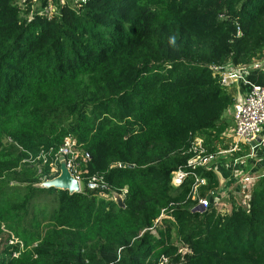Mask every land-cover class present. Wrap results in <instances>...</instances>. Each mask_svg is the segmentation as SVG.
Wrapping results in <instances>:
<instances>
[{"label":"trees","instance_id":"trees-1","mask_svg":"<svg viewBox=\"0 0 264 264\" xmlns=\"http://www.w3.org/2000/svg\"><path fill=\"white\" fill-rule=\"evenodd\" d=\"M34 1L0 0V237L24 245L0 264H264V175L228 213L194 212L193 176L172 185L195 139L228 127L211 67L264 59V0ZM69 137L83 192L41 188L59 174L29 158ZM216 172L197 170L201 198ZM43 195L49 212L32 209Z\"/></svg>","mask_w":264,"mask_h":264},{"label":"built area","instance_id":"built-area-1","mask_svg":"<svg viewBox=\"0 0 264 264\" xmlns=\"http://www.w3.org/2000/svg\"><path fill=\"white\" fill-rule=\"evenodd\" d=\"M75 5L82 7L87 3V0H73ZM64 3V1L62 2ZM53 8V7H52ZM56 9L54 8L52 12ZM49 12V11H48ZM49 12V13H52ZM214 76L220 79L221 85L225 88H231L237 83H243L248 86V92L239 100L234 103V144L229 151L225 153H240L242 151L241 146L244 144L251 145L257 143L260 139V135L264 129V86L252 84L247 80L248 72L254 71H264V59L255 60L252 64L248 66H212ZM190 158L188 163L183 168H180L173 173L172 185L176 188L181 187L185 180L190 176L195 178V185L192 192V198L194 201H198V206L204 209V212L209 211L211 202L210 199L214 197V202L222 198L218 195V192L212 194L211 198H201L200 192L201 188L207 185V180L200 178L197 175V170L206 169L208 171L215 170L219 168L217 159L224 154V152L209 153L205 148L204 140L201 138H196L192 147L188 151ZM50 159L53 160L51 164V173L53 175L61 173V169L57 168V164L65 162V167L69 171L70 175L79 183L80 191L83 192L84 175L87 171L82 170V163L86 164L88 162L87 158H84L77 147V142L71 137L67 138L64 144L59 148L57 153H52L42 151L39 156H31L28 163L34 164L41 162L42 165L49 164ZM82 161V162H81ZM244 169H246L245 164H243ZM240 172L234 174L235 178L239 177ZM252 181L249 174L243 175L239 182L242 184H248ZM251 183V182H250ZM105 186L104 177L99 175L89 176L87 179V185L89 191H97ZM162 218H167L165 212H163L161 218L156 222L160 224ZM154 234L157 232L151 229ZM9 246H19L20 250H24V245L22 241L16 239L14 236L7 237L6 241ZM20 253L13 252V257L18 258ZM167 263V260H164Z\"/></svg>","mask_w":264,"mask_h":264},{"label":"crops","instance_id":"crops-1","mask_svg":"<svg viewBox=\"0 0 264 264\" xmlns=\"http://www.w3.org/2000/svg\"><path fill=\"white\" fill-rule=\"evenodd\" d=\"M251 71L253 72H248L246 77L247 80L252 84L264 86V71ZM248 90V86L243 83H237L228 89L229 93L234 98V103L241 99L248 92ZM230 112V116L227 118L228 127L226 130L232 126V121H234V107L230 110ZM229 118H231V120ZM233 125V131L231 130L232 138L234 137L235 122H233ZM207 146L205 144L206 148H208ZM231 146H233L232 143ZM241 148L242 151L240 153L233 155L225 153L228 150L220 151L224 152V154L217 159L219 168L216 173L219 176L220 182L218 195L222 196V198L217 201L216 206L222 204L223 207L227 206L228 209V206L233 208L234 203L235 205H238L244 202L245 199L248 198L247 192H249L256 178L264 175V129L260 135V140L257 143L254 145L244 144ZM243 164H245L246 169H244ZM236 172H240L238 178L234 177ZM246 174L251 176V183H240L239 179ZM216 208L218 209L219 207Z\"/></svg>","mask_w":264,"mask_h":264},{"label":"rangeland","instance_id":"rangeland-1","mask_svg":"<svg viewBox=\"0 0 264 264\" xmlns=\"http://www.w3.org/2000/svg\"><path fill=\"white\" fill-rule=\"evenodd\" d=\"M61 1L63 2L65 0H61ZM52 2H53V0H50V3L47 4V5H43V3L42 4L39 3V6L42 5L44 7H47V11L52 12V10L54 9ZM20 4H24V3L20 1ZM250 72H253V71H250ZM230 113L231 112L229 111L228 114H227V116H226V119L230 116ZM231 118H229V119L231 120ZM233 122L234 121H232V126H230V128L228 130H226L225 132H223L219 136V139H216L215 138L216 135H214L212 137L213 140L211 141V143H209V146H207V147L208 148H216V150H220V151H222V150L223 151L229 150L231 148V143L233 144V138H232V134H231L232 131H233V126H234L233 125ZM231 140H232V142H231ZM59 175H60V173H59ZM48 185H49L48 182H44L40 187L41 188H47ZM47 197H49V196L48 195H43L41 198L37 199L36 202H35V207L32 208V209L41 210V211L42 210H47L49 212V207L47 206V204H48L47 202H50V197L49 198H47ZM51 198L54 200V197H51ZM120 198H121L120 196H117L116 197V200H118V202H120ZM51 203H52V200H51ZM51 203H50V206L52 205ZM216 207H219L218 210L221 213H228L227 211H230L231 210V207L228 206V209H227V206L226 207H223L222 204H219ZM160 224H158V225L161 226ZM7 237H8L7 234H4L3 236L0 237V257L2 256L3 251H4L5 247H6Z\"/></svg>","mask_w":264,"mask_h":264},{"label":"water","instance_id":"water-1","mask_svg":"<svg viewBox=\"0 0 264 264\" xmlns=\"http://www.w3.org/2000/svg\"><path fill=\"white\" fill-rule=\"evenodd\" d=\"M260 140V139H259ZM258 140V141H259ZM253 143L252 145H254ZM61 174L57 178L48 181L47 188H56L60 190L69 191L70 194L80 193V185L79 183L70 175L69 171L65 167V162L61 163ZM211 204L214 203L213 199L210 200ZM121 207H124L123 199L120 198V202H118ZM194 212L203 213L204 209L201 206L195 208Z\"/></svg>","mask_w":264,"mask_h":264},{"label":"clouds","instance_id":"clouds-1","mask_svg":"<svg viewBox=\"0 0 264 264\" xmlns=\"http://www.w3.org/2000/svg\"><path fill=\"white\" fill-rule=\"evenodd\" d=\"M65 1H66V0H65ZM65 1H64V3H65ZM74 4H75V3H74ZM228 89H229V88H228ZM233 107H234V105H233ZM233 144H234V137H233ZM242 147H243V146H242ZM205 148H206V147H205ZM231 148H232V146H231ZM231 148H230V149H231ZM206 149H207V151H209L208 148H206ZM230 149H229V150H230ZM229 150H228V151H229ZM217 152H220V150H217V151H215V152H210V153H217ZM237 153H238V152H237ZM80 154H81V153H80ZM233 154H236V153H232L231 155H233ZM60 166H61V164H60ZM60 169H61V168H60ZM60 174H61V173H60ZM59 176H60V175H59ZM54 179H55V178H54ZM46 182H48V181H46ZM83 187H84V186H83ZM80 190H81V189H80ZM83 190H84V188H83ZM80 193H81V191H80ZM117 196H120L122 199H124V195H120V194H115V195L113 196V199H112V198H111V199H112V200H115L116 202H118V200H116V197H117ZM211 199H213V201H214V198H211ZM211 199H210V200H211ZM213 204L216 205L215 202H214ZM197 207H198V206H197ZM197 207H196V208H197ZM160 222H161V221H160ZM7 235H8V234H7ZM16 239H18V238H16ZM18 240H19V239H18ZM6 243H7V242H6Z\"/></svg>","mask_w":264,"mask_h":264}]
</instances>
